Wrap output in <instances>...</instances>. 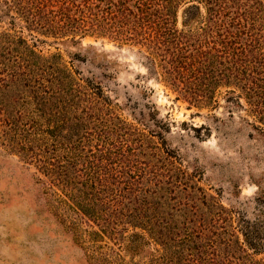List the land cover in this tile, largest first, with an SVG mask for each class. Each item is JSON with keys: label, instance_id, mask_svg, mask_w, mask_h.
Wrapping results in <instances>:
<instances>
[{"label": "trees", "instance_id": "obj_1", "mask_svg": "<svg viewBox=\"0 0 264 264\" xmlns=\"http://www.w3.org/2000/svg\"><path fill=\"white\" fill-rule=\"evenodd\" d=\"M0 12V144L33 167L46 207L92 240L125 238L131 256L159 246L144 264H264V187L253 218L222 205L155 144L160 124L126 121L100 78L22 34L137 46L176 98L208 108L225 88L264 136V0H0Z\"/></svg>", "mask_w": 264, "mask_h": 264}, {"label": "rangeland", "instance_id": "obj_2", "mask_svg": "<svg viewBox=\"0 0 264 264\" xmlns=\"http://www.w3.org/2000/svg\"><path fill=\"white\" fill-rule=\"evenodd\" d=\"M0 20V30L9 26L5 16ZM181 20L180 9L176 26L185 29ZM198 25L191 22L189 27L196 30ZM22 34L44 53L59 52L81 76L100 78L103 93L126 121L140 129L145 128L141 122L160 124L155 144H168L191 183L249 218L257 214L254 198L258 186L264 187V136L251 126L257 122L242 99L243 108L235 107L220 88L212 106H191L148 75L137 46L93 37L73 44L25 29ZM33 171L0 144V264H144L147 251L159 247L145 244L131 256L125 238L92 240L84 225L68 227L61 210L43 204Z\"/></svg>", "mask_w": 264, "mask_h": 264}]
</instances>
